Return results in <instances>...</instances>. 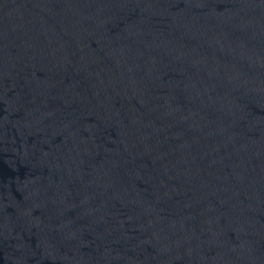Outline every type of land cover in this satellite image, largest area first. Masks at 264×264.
Wrapping results in <instances>:
<instances>
[{
    "label": "water",
    "instance_id": "obj_1",
    "mask_svg": "<svg viewBox=\"0 0 264 264\" xmlns=\"http://www.w3.org/2000/svg\"><path fill=\"white\" fill-rule=\"evenodd\" d=\"M0 229L29 264H264V0H0Z\"/></svg>",
    "mask_w": 264,
    "mask_h": 264
}]
</instances>
